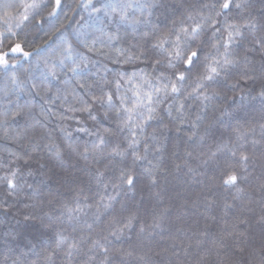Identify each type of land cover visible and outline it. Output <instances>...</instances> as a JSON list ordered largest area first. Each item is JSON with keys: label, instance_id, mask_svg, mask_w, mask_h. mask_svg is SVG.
Returning a JSON list of instances; mask_svg holds the SVG:
<instances>
[{"label": "snow or ice", "instance_id": "1", "mask_svg": "<svg viewBox=\"0 0 264 264\" xmlns=\"http://www.w3.org/2000/svg\"><path fill=\"white\" fill-rule=\"evenodd\" d=\"M164 6L163 0H76L73 11L83 9L87 20L76 22L75 42L69 41L57 29L61 37L58 51L52 57L43 59V68L39 67L40 61L35 66L42 77L39 82L20 80L15 74L17 62L9 63L12 54L22 53L25 59L33 55L23 51L22 43H15L8 51L0 49V72L5 75L12 73L9 77L12 89H6L5 96L11 90L23 91L31 83L29 95L33 98L39 97L45 104H54L58 100L65 113H80L100 126L91 131L83 126L84 121L80 118L64 114L59 117L61 120L76 119L78 127L75 131L94 138L84 142L82 151L80 145L72 142L67 147L80 159L102 165L92 175L97 186L102 185L103 192L94 204L86 202L87 196L82 204V190L78 191L74 196V207L66 203L59 209L52 208L44 213L49 221L66 220L71 232H53V246L51 250H45L43 264H54L58 252L63 253L65 264H73V258L81 253L86 244L88 246L83 254L87 259L82 264H94L98 255L102 256L99 264H112L114 241H122L125 231H131L138 221L137 246L117 248L115 253L120 256L119 264H129L130 258L138 264H152L151 256L147 252L137 254V248L144 239H152L156 235L163 237L169 209L153 211L150 220L141 219L137 211H129L126 216L112 213L121 194L127 196L134 193L141 177H145L150 186L157 185V173L166 148L165 130L171 131L169 125H172L177 134L185 133L186 145H205L212 128L210 122L200 132L207 109L214 100L224 96L225 90L235 91L240 87L241 81L244 86L259 82V91L252 99L258 98L264 104V17L257 20L250 13L247 16L244 14L249 0H199L198 7L180 4L173 9L174 12L183 10L180 18L173 20L170 26L161 27L153 17ZM42 7L44 5L39 0H0V20L9 25L7 33L15 36L17 33L13 31L11 22L15 21L14 27L20 28L38 15ZM61 8V0H55L48 17H55ZM40 23L41 20H36V24ZM3 35L0 33V37ZM35 53L39 56L40 49L37 48ZM254 56L259 60L256 61ZM126 65H132L133 70H122V66ZM247 98L246 95L241 96V100ZM194 105L198 111L190 119L192 112L189 110ZM30 113L31 109L27 113H10L7 107L0 112V127L4 129L0 138L8 139L11 124ZM105 122L109 126L104 127ZM150 127L151 131L148 130ZM260 129V139L250 140L249 134L255 133L254 127L247 131L234 128V138L215 141L206 153L196 154V147H186L181 157L173 151V168L177 172L187 169L185 175L195 177L201 174L198 169L213 166L219 170V176L215 178L219 182L216 186L226 192L234 190L235 200L243 193L240 185L249 175L251 156L247 145L251 143L255 150L257 145L264 144V123L260 124ZM60 131L66 140H71L72 133L66 126H61ZM46 137L51 140L48 133L39 134L34 141L30 138L33 150ZM178 146L179 136L173 147ZM44 147L55 158H63L64 149L55 142ZM13 155L16 160L23 158L20 154ZM193 162H196L195 167ZM27 174L31 175V172ZM20 180L19 168L8 167L6 174L0 176V186H4L8 197L15 196L23 188ZM109 185L114 194L108 192ZM260 188L264 190V179H261ZM48 203L51 205L52 201ZM197 204L198 200L192 201L193 207ZM0 207L7 210L10 206L0 202ZM93 207L95 212L91 221L82 220L81 217H86ZM205 207H211V201ZM232 207L227 202L223 205L225 211ZM125 211L128 210L121 204L120 212ZM107 215L112 218L107 221L103 234L97 232L93 236L94 226ZM24 219L28 221L34 217L26 215ZM260 222L264 223V216ZM44 226L51 228L52 224ZM77 231L78 236L75 235ZM175 232L181 233L182 228L176 227ZM243 235V232L235 230V226L232 232L227 233L240 252L243 251L239 247ZM224 239L221 236L214 240L216 255L221 262L224 261L220 252ZM195 243L199 247L202 241L196 239ZM182 247L187 254L190 245L182 246L173 236L172 243L155 255L170 253L177 257V264H183L179 260ZM19 261L18 257L13 264H19ZM32 264H37V261H32ZM227 264H239V260H229ZM249 264H264V247L249 251Z\"/></svg>", "mask_w": 264, "mask_h": 264}, {"label": "trees", "instance_id": "2", "mask_svg": "<svg viewBox=\"0 0 264 264\" xmlns=\"http://www.w3.org/2000/svg\"><path fill=\"white\" fill-rule=\"evenodd\" d=\"M44 7L38 10V15L31 18L20 28H15V21H12L15 36L9 35L6 31L8 24L0 20V49L8 51L10 46L15 43H22L23 51L33 53L29 59H25L22 53L12 54L9 57V63L17 62L15 74L20 80L27 79L30 82H39L42 77L36 70L37 61H40L39 67L43 68V59L52 57L60 46L61 37L57 29L64 33V36L72 42H75L74 30L76 22L87 20V13L83 9L76 7V0H61L62 8L58 10L55 17H48L52 11L55 0H39ZM203 2H212V0H203ZM164 7L160 8L153 17L161 27L170 26L173 20H178L182 9H173L180 4L185 7L195 5L198 7L199 0H163ZM195 11V8L193 9ZM251 14L260 20L264 17V3L262 0H249V7L245 10V15ZM83 18V19H82ZM36 20L42 23L36 24ZM64 25V27H61ZM55 33V35H54ZM51 37V39H50ZM127 39H131L128 37ZM126 43V41H125ZM40 49V55L37 56L35 50ZM107 51V49H105ZM256 61L258 57H253ZM95 59H102L95 57ZM111 67V65H109ZM143 67V65H140ZM121 67V66H117ZM128 71L133 70L132 65L122 66ZM28 69L29 71H25ZM258 74V73H257ZM12 73L5 75L0 72V112L7 107L9 112L23 111L27 113L31 109L30 115L20 116L9 129V138H0V176L5 175L8 167L19 168L21 173L20 183L23 188L15 195L8 197L4 191V186H0V202H5V207H0V264H13L17 258H20L19 264H43L45 250H51L54 231L66 230L71 232L67 221H49L44 216L45 212H50L52 208L59 209L63 204L74 205V196L82 190L80 197L81 203H85L84 197L87 196V203H93L100 198L103 187L97 186L92 173L95 172L97 165L92 161L80 159L75 153L68 149L67 144L72 142L80 145L83 150L85 141H91L84 133L76 132L78 127L76 119L61 120V114L74 116L84 121L83 126H87L91 131H95L99 125L89 121L86 116L80 113H65L64 107L60 101L54 104H45L39 97L33 98L29 95L31 83L25 86L23 91L11 90L7 96L4 95L6 89H12L9 77ZM112 74L109 73V78ZM63 78V77H62ZM235 79V77L233 78ZM253 88L255 90H253ZM54 91V90H53ZM259 91V82L256 85L249 84L241 86L235 91L225 90L222 98L214 100L207 109L205 120L201 124L200 132H203L204 126L212 122L210 136L203 146H188L184 143L186 136L184 132L177 134L172 125H169L171 131L165 130L167 137L166 148L163 153V162L157 173V185L150 186L145 177H141L134 193L125 196L121 194L120 201L115 204V211L112 215L121 214L126 216L129 211H137L141 219L150 220L153 211H159L163 208L169 209V215L165 219V228L167 229L161 235H156L152 239H144L140 247L137 248V254L147 252L151 256L152 264H177V257L166 254L164 256L155 255L162 248L172 243L174 236L176 242L182 246H188L187 254L183 247L179 254V260L183 264H227L229 260H239V264H249V251L253 248L259 250L264 247V223L260 218L264 216V190H261V179H264V144L257 145L255 150L251 143L247 145V151L251 158L249 161V175L247 180L240 185L244 189L239 198L233 199L234 190L224 191L218 187L219 170L213 166L200 168L201 173L195 177L185 175L187 169L177 172L173 168L172 152L175 151L178 156H183L186 147H196V154L206 153L209 146H214L218 140H227L234 138L233 129L239 127L241 131H247L249 128H255V133L249 134V139H260V124L264 123V104L260 100L252 99ZM248 98L241 100V96ZM71 100V97H69ZM191 103V102H189ZM43 105V111L41 106ZM190 119L195 117L198 109L193 106ZM167 122V121H166ZM61 126H66L72 133L71 140H66L61 133ZM104 127L109 126L105 122ZM114 127V125H112ZM151 131V127L148 129ZM17 133H20L17 136ZM42 133H48L51 140L47 137L39 141V147L33 150L30 138L34 141L35 137ZM4 129L0 127V137H3ZM179 136V146L174 148ZM79 138V139H78ZM55 142L64 149L62 159H57L45 149L44 145ZM25 145H28L25 147ZM13 153L20 154L23 158L16 160ZM176 162H179L178 160ZM193 167L196 162H193ZM31 172V175L27 173ZM111 175V173H109ZM29 185L31 187H29ZM109 193H113L111 185L108 188ZM52 204L49 205V201ZM198 200L197 206H192V201ZM211 201V207H205ZM231 203L233 207L224 210V203ZM121 204H124L128 211L120 212ZM95 207L88 210L86 217L81 219L91 221ZM28 215L34 217L25 221L24 217ZM180 217L177 219V217ZM112 218L107 215L102 222L94 226L93 236L99 232L103 234V229L108 220ZM239 221H243L240 223ZM51 223V228L44 225ZM172 227H169V226ZM243 232L239 247L242 252L237 250L236 242L227 233L234 230ZM139 221L131 230L125 231L122 241L115 242L112 245V264H119L120 256L115 253V249H128L129 246H137V229ZM181 227L182 232L176 233L175 228ZM206 235H200V233ZM79 235V231L75 233ZM224 236V247L220 249L224 261L221 262L216 255L217 245L214 240ZM200 239L202 244L197 247L195 241ZM87 244L81 253L73 258V264H82L87 259L83 254L87 249ZM102 256H97L94 264H99ZM54 264H65L62 252H58L54 257ZM129 264H138L137 261L129 259Z\"/></svg>", "mask_w": 264, "mask_h": 264}]
</instances>
